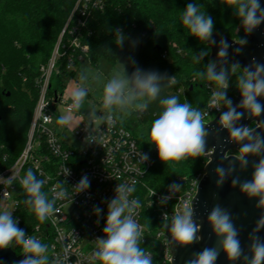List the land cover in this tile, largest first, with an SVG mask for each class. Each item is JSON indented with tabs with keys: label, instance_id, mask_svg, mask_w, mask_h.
<instances>
[{
	"label": "clouds",
	"instance_id": "clouds-1",
	"mask_svg": "<svg viewBox=\"0 0 264 264\" xmlns=\"http://www.w3.org/2000/svg\"><path fill=\"white\" fill-rule=\"evenodd\" d=\"M228 7L233 9L246 34H251L264 23V6L260 0H228ZM201 8L202 5L197 3H188L181 11L180 21L192 37L216 46L217 41L213 39L214 19L206 10L201 11ZM114 31V43L122 47L126 36L120 28ZM234 42L241 46L235 49V53L239 54L247 39L238 38ZM229 47L228 41L221 39L218 43L217 59L209 60L194 75V80H206L214 86L211 107L220 112L215 133H210L208 125L205 124V117L209 115L207 111L193 107L188 101L181 103L175 95L163 94L166 88L175 84V76L156 70L145 71L136 66L128 74L125 64H121L123 76L113 77L104 86L103 105L105 108L120 106L121 109L130 105L133 112L142 115L151 104L156 103L160 111L150 126L147 143L156 149L162 162L182 161L189 157L200 158L209 152L210 135L219 137L220 132H227L223 142L238 145V150L231 159L224 155L214 169L216 186H223L226 179L231 177V185L238 186L242 195L257 201L256 208L264 210V119H261L264 117V63L253 58L250 64L243 67L238 62L229 64ZM208 55L206 49H201L195 53L193 60L201 64ZM217 61L223 66L218 68ZM238 69L240 73L234 85L240 94V100L234 103L228 95V89ZM70 95L75 107L79 108L88 93L77 82L70 87ZM244 119L252 120V124L241 123ZM72 120L69 115H61L57 123L71 126ZM108 123L114 125L111 117ZM97 138L89 133L85 142L96 143ZM139 157L142 163L149 159L146 153H139ZM224 160H228L227 167L224 166ZM250 165V178L242 180L235 174L238 169L244 171ZM62 174L70 175V169L64 167ZM13 179L15 177L10 176L8 183L11 184ZM45 183L46 180L40 178L31 168L20 179L25 198L18 203H23L41 222L59 212L56 206L58 200L68 198L62 182L52 189L54 195L51 198L43 190ZM135 184V180L116 184L114 197L107 201L103 236L95 239L93 252L94 258L101 264H155L152 253L142 246L143 226L136 218L142 204L138 198L133 197ZM73 188L76 193L89 189L90 180L87 175ZM181 188L182 185L177 183L169 185L168 194L159 199L160 205H166ZM154 195L155 192L152 193ZM13 211L6 208L0 210V250L18 245L23 259L17 264H69L71 245L64 248L62 255L50 258L47 255L48 245L18 227ZM104 211L98 205L93 207V213L97 217ZM207 223L211 234L216 237V244L194 252L185 264H216L221 252L230 264H264V238L259 235L264 229V211L248 234L247 250L240 240L241 229L236 226L233 215L227 208L220 204L214 205L207 213ZM161 225L168 233L165 243L171 248H185L203 239L199 234L202 223L197 222L193 204L184 203L179 210L172 211L171 215L163 213Z\"/></svg>",
	"mask_w": 264,
	"mask_h": 264
},
{
	"label": "built area",
	"instance_id": "built-area-1",
	"mask_svg": "<svg viewBox=\"0 0 264 264\" xmlns=\"http://www.w3.org/2000/svg\"><path fill=\"white\" fill-rule=\"evenodd\" d=\"M113 1L76 0L49 61L40 67L41 74L36 80L39 97L26 144L16 160L0 170V210H14L18 227L47 244L50 258L62 255L64 248L71 245L69 264H101L94 258L93 252L95 239L103 236L107 201L114 197L116 184L135 180L133 197L142 204L136 217L143 226L142 246L152 253L155 264H172V249L165 243L168 233L161 225L162 215H171L184 203L192 204L204 172L191 180L178 177L164 188L153 187L148 178L157 151L152 146L150 149L146 147L148 139L141 144L129 123L134 115L142 120L148 111L138 115L128 105V112L123 117V109L121 114L113 113L103 105L99 117L89 119L87 114L75 107L67 91L74 77L66 80L62 92L50 91L54 73H60L62 69L76 71L84 63L91 64L90 46L84 42V32L94 12L105 10ZM208 87L212 94L214 86L210 83ZM179 92L185 94L184 89H179ZM202 109L209 113L205 117L206 125L220 113L211 107V98ZM61 115L73 118L71 126L57 123ZM109 117L114 125L108 123ZM89 133L98 137L96 143L85 142ZM67 134L75 143L67 140ZM139 153L148 154L149 159L142 163ZM64 167L70 169V175L62 174ZM29 168L46 180L43 190L50 198L54 195L52 189L61 182L68 193L67 199L57 201L59 212L43 222L23 203H18L25 198L20 179ZM85 175L90 180V188L76 193L73 187ZM10 176L15 177L11 184L8 183ZM173 183L182 185V188L166 205L161 206L160 197L168 194V186ZM153 192L156 195L152 196ZM96 205L105 210L100 217L93 213ZM12 248L21 254L18 245Z\"/></svg>",
	"mask_w": 264,
	"mask_h": 264
},
{
	"label": "trees",
	"instance_id": "trees-1",
	"mask_svg": "<svg viewBox=\"0 0 264 264\" xmlns=\"http://www.w3.org/2000/svg\"><path fill=\"white\" fill-rule=\"evenodd\" d=\"M75 2L0 0V170L11 165L26 144L39 97L36 80L41 74L40 67L49 61ZM188 3L202 5L201 11L206 10L213 17L214 33L233 39L237 36L235 31L241 24L228 7V0H114L105 10L94 12L84 32L91 64L98 66L102 57L113 63L119 59L121 50L114 43V30L120 28L130 40L128 74L139 66L145 71L174 75L175 84L163 94L175 95L181 103L188 101L202 109L211 98L210 82L194 80V75L213 58L208 44L192 37L180 21L181 11ZM201 49H206L209 55L197 64L193 56ZM239 73L238 69L228 89L233 101L239 93L234 85ZM74 75L75 71L65 69L54 73L51 93L62 92L66 80ZM179 89H184L185 94ZM147 111L142 122L151 126L160 109L153 103ZM134 133L138 136L135 130ZM139 139L144 144L147 138ZM146 147L151 148L149 144ZM207 162V155L162 162L156 154L148 179L153 187L164 188L178 177L196 178L204 172Z\"/></svg>",
	"mask_w": 264,
	"mask_h": 264
},
{
	"label": "water",
	"instance_id": "water-1",
	"mask_svg": "<svg viewBox=\"0 0 264 264\" xmlns=\"http://www.w3.org/2000/svg\"><path fill=\"white\" fill-rule=\"evenodd\" d=\"M260 3L264 6V0H260ZM240 29L247 36V43L242 47L239 54L235 53V49L241 46L234 42L235 39L220 33H213V39L217 41V45L213 46L208 44L211 49V57L214 60L217 59L218 43L221 39H225L230 45L228 49L229 64L238 62L240 66L243 67L250 64L253 58L260 63H264V23H262L251 34H246L241 25ZM221 66L223 65L217 61V67L219 68ZM239 100L240 94L238 93L234 103H238ZM219 115L220 113L215 119L207 124L210 133L216 132V121L218 120ZM261 119H264V117H261ZM241 123L251 125L252 120L244 119ZM253 125L255 126L254 123ZM226 136L227 132H220L219 137L214 135L209 136V152L205 154L208 156V162L205 165L204 174L199 182L196 195L192 201L197 222L202 223V229L199 234L203 237V239L199 243L185 248H171L173 254L171 259L172 264H185V261L189 259L194 252H198L206 246L211 247L216 244V237L211 234L210 226L207 223V213L214 205L220 204L232 213L236 226L241 229L240 240L242 245L245 247V250H247L248 245V234L255 226L261 212L264 211L255 207L257 203L256 200L248 199L240 193L238 186L233 187L231 185V177L226 179L223 186L217 188L214 169L221 162L224 155L228 156V159H231L238 150V145L231 143L225 144L223 142ZM251 159L255 158H250V160ZM227 164L228 160H224L225 167H227ZM251 172L252 168L250 165L247 170L241 171L238 169L235 174L239 175L243 180L250 178ZM259 235L264 238V229L260 231ZM20 259H23V256L21 254H17L13 248L0 250V264H17ZM216 264H230V262L226 259L223 252H221Z\"/></svg>",
	"mask_w": 264,
	"mask_h": 264
},
{
	"label": "rangeland",
	"instance_id": "rangeland-1",
	"mask_svg": "<svg viewBox=\"0 0 264 264\" xmlns=\"http://www.w3.org/2000/svg\"><path fill=\"white\" fill-rule=\"evenodd\" d=\"M237 36H233L235 40L238 38H247V36L241 31L240 26L237 27ZM121 55L119 59L113 63L109 59L102 57L99 59L98 66L89 65L88 63L82 64L75 71L74 79L79 83L88 95L82 101L81 106L78 108L80 111L88 115V118L99 117V112L103 107V89L105 84L113 77H122L121 64L129 66L131 63L130 56V40L126 37V40L122 47H120ZM214 60V59H213ZM81 77H83L81 79ZM234 102V101H233ZM126 108V109H125ZM123 109L126 116L129 106H125ZM109 112L121 114L120 106H113L112 108H106ZM128 114V113H127ZM131 127L137 131L139 137H146L150 130V125L142 120L132 117L130 119ZM67 140L71 143H75L72 136H68Z\"/></svg>",
	"mask_w": 264,
	"mask_h": 264
},
{
	"label": "crops",
	"instance_id": "crops-1",
	"mask_svg": "<svg viewBox=\"0 0 264 264\" xmlns=\"http://www.w3.org/2000/svg\"><path fill=\"white\" fill-rule=\"evenodd\" d=\"M89 65H91V64H89ZM74 83H77L75 80H71V82H70V84H69V87H68V89H67V91H68V93L70 94V87L72 86V85H74ZM68 136H70L69 134H67L66 135V137L68 138Z\"/></svg>",
	"mask_w": 264,
	"mask_h": 264
}]
</instances>
